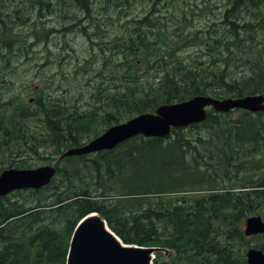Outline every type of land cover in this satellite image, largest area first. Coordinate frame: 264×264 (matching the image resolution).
Instances as JSON below:
<instances>
[{"label": "trees", "instance_id": "trees-1", "mask_svg": "<svg viewBox=\"0 0 264 264\" xmlns=\"http://www.w3.org/2000/svg\"><path fill=\"white\" fill-rule=\"evenodd\" d=\"M217 1L222 28L190 30L211 0H0V174L51 164L164 104L264 94V0ZM74 34L80 48L66 40ZM49 37L35 64L49 75L17 91L12 57ZM56 164L48 186L0 198V264H67L77 224L93 213L125 244L169 250L154 264H248L249 248L264 252L244 234L249 217L264 219V113L210 110L168 138Z\"/></svg>", "mask_w": 264, "mask_h": 264}, {"label": "water", "instance_id": "water-1", "mask_svg": "<svg viewBox=\"0 0 264 264\" xmlns=\"http://www.w3.org/2000/svg\"><path fill=\"white\" fill-rule=\"evenodd\" d=\"M210 109L219 114L234 110L253 114L264 113V94L223 99L195 96L187 101L164 104L155 112L143 113L109 127L103 134L80 147L69 148L59 160L111 151L137 136L168 138L174 129L205 122ZM56 174L55 165L31 169H5L0 174V198L19 190L44 188L52 182ZM244 234L246 237L264 236V219L260 215L249 217L245 221ZM117 238L101 216L87 215L79 221L74 230L67 264H153L155 253L160 251L155 248L126 245ZM246 258L248 264H264V252L259 248H249Z\"/></svg>", "mask_w": 264, "mask_h": 264}, {"label": "rangeland", "instance_id": "rangeland-1", "mask_svg": "<svg viewBox=\"0 0 264 264\" xmlns=\"http://www.w3.org/2000/svg\"><path fill=\"white\" fill-rule=\"evenodd\" d=\"M198 4L201 6V8H204V6L202 4H207V2H203V1H198ZM218 6V7H216ZM145 8V5H142L140 7V4L137 5V9H135V11L137 13L142 12L141 10ZM208 8H209V13L205 16H202L203 14L207 13L208 10H204L203 12H201L200 10H195V17L192 19L193 22V27L190 28V30H206L207 27L210 24L213 23H217V25H219V27L222 28V19L221 16L222 14L225 12V6L223 3L218 2L217 0H215V2L213 0H211V2L208 4ZM172 10V8H171ZM255 11V10H254ZM192 12H189V15L191 16ZM70 19V18H69ZM68 19V20H69ZM45 21L41 22V26L46 28V29H50L51 27H54L55 24L57 23V21L55 20V18H50L47 17L46 19H44ZM71 20V19H70ZM28 32L27 28L23 29V36L26 35V33ZM42 28H40L39 30V36H41L42 34ZM75 34L74 35H68L66 37V40L70 41V44L74 47V48H80L82 45V40L77 39L76 41L74 40ZM58 38L59 36H55L54 37V42H58ZM63 39L61 38L60 41H62ZM33 43V42H32ZM44 42H41L37 48H32L34 51L32 53V51L29 50V52H25L26 54L23 56L24 54V49H20V51L18 52V55L15 57H12V59H16L18 61V64L16 65V69H15V73L13 75V79L10 78V74L9 75V79L10 81L13 83L14 88L17 89V91L22 90V89H26V88H36V86H40L42 83L40 82L43 76H48L47 73H39L38 72V68L35 66L36 62L39 64L43 63V58H44V49L47 47L48 50H50L49 47L52 46V40L49 37L47 45ZM196 52H194V50H189L187 53H185L186 56L188 55H195ZM242 67H235L234 70L238 73V74H244V73H248L247 70L241 69ZM46 70H50V67H46ZM244 70V71H243ZM86 107V106H85ZM44 156H49V154H46ZM57 158H54L52 161H50V163H54L57 161ZM35 164L34 166L40 167L43 165H47L49 164L48 162H42V161H38V160H34ZM252 240V245H256L259 242H264V238H259V236L256 237H251L249 238Z\"/></svg>", "mask_w": 264, "mask_h": 264}, {"label": "bare ground", "instance_id": "bare-ground-1", "mask_svg": "<svg viewBox=\"0 0 264 264\" xmlns=\"http://www.w3.org/2000/svg\"><path fill=\"white\" fill-rule=\"evenodd\" d=\"M119 241H120V239L119 238H117Z\"/></svg>", "mask_w": 264, "mask_h": 264}]
</instances>
